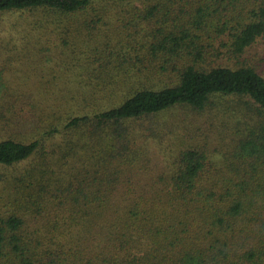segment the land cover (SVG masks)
<instances>
[{"label": "trees", "instance_id": "1", "mask_svg": "<svg viewBox=\"0 0 264 264\" xmlns=\"http://www.w3.org/2000/svg\"><path fill=\"white\" fill-rule=\"evenodd\" d=\"M261 36L264 0H0V264H264Z\"/></svg>", "mask_w": 264, "mask_h": 264}, {"label": "rangeland", "instance_id": "2", "mask_svg": "<svg viewBox=\"0 0 264 264\" xmlns=\"http://www.w3.org/2000/svg\"><path fill=\"white\" fill-rule=\"evenodd\" d=\"M243 56L247 59V62L249 64L253 65L256 69H258L259 71H261L264 74V36H261L253 45L247 47ZM31 59H33V58H30V60H28V61H32ZM28 61H23L24 63H22V62L17 63V65H15V70L12 71L10 73V75L6 74V77L9 76L10 79L19 80L20 82H23L26 79L27 80H33V81H35L37 79L39 81H42L38 77H32V72H35V66L33 67V70H31L32 66H30V64L26 63ZM33 61H35V60H33ZM31 65H33V64H31ZM35 65L40 66V64H35ZM55 67L58 68V66H56V65H55ZM60 69H63V66L60 67ZM40 71H42V72L38 73V74L42 75V74H46L45 71H47V70H40ZM48 71H51V70L48 68ZM25 72H28L32 78L26 77ZM188 113H190V112H188ZM180 116L184 117L183 123L185 124V113L181 114ZM188 121L190 123H194L195 121H197L199 123V125L201 126V128H207L209 126L216 125L215 132H217V130L219 131V129L222 126V124L219 123L216 118L212 117V113L210 114L206 111H204L201 114H189ZM143 244L145 247L149 248V246H147L146 243H143ZM119 247L120 246L118 245L117 241H105L102 239V242H100L99 246H91L90 248H88L86 250L85 254H93L94 257H99V259H95V262H94V264H99L100 262L98 260H100V258L102 257V254L109 256V254H113L114 251H117V249ZM173 248L177 249L178 245H176V246H171V245L163 246L161 244V241L153 242L152 247H150V249L155 250V251L165 250V249H173ZM108 260H109V258L107 257V262H108Z\"/></svg>", "mask_w": 264, "mask_h": 264}]
</instances>
